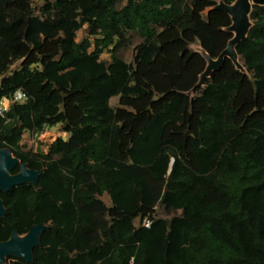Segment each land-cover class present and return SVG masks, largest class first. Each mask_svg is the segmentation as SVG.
I'll use <instances>...</instances> for the list:
<instances>
[{
	"label": "trees",
	"instance_id": "trees-1",
	"mask_svg": "<svg viewBox=\"0 0 264 264\" xmlns=\"http://www.w3.org/2000/svg\"><path fill=\"white\" fill-rule=\"evenodd\" d=\"M33 1L0 0V100L28 97L0 116V148L43 173L0 191V240L45 223L32 264H264V6L236 46L245 72L225 58L189 96L192 44L216 58L233 36L218 0H40L42 18ZM127 32L134 65L115 55ZM55 125L67 139L22 150ZM157 206L181 215L135 225Z\"/></svg>",
	"mask_w": 264,
	"mask_h": 264
},
{
	"label": "water",
	"instance_id": "water-1",
	"mask_svg": "<svg viewBox=\"0 0 264 264\" xmlns=\"http://www.w3.org/2000/svg\"><path fill=\"white\" fill-rule=\"evenodd\" d=\"M253 5L264 6V0H235L231 4L218 0V3L213 8L221 10L230 16L231 25L226 30L231 32L233 36L228 41L226 48L216 58L211 57L199 46L196 51L203 56L206 66L199 75L197 83L187 92V95L191 96L196 89L203 87L211 74L221 68L225 58L230 59L236 69L245 72V67L240 61L236 46L247 37L252 26L250 12ZM17 165H19L18 172L12 174L11 171ZM42 173L43 170L30 169L26 163H21L8 148H0V191L7 193L13 187L26 183L37 185L38 178ZM6 213L7 210L4 207L3 200L0 198V218L4 217ZM47 228L48 225L45 223H38L32 225L23 236H20L14 228L8 240L0 241V264H6L5 259L7 257L20 258L32 264L33 249L40 245V236Z\"/></svg>",
	"mask_w": 264,
	"mask_h": 264
},
{
	"label": "rangeland",
	"instance_id": "rangeland-1",
	"mask_svg": "<svg viewBox=\"0 0 264 264\" xmlns=\"http://www.w3.org/2000/svg\"><path fill=\"white\" fill-rule=\"evenodd\" d=\"M187 0H178L179 3L185 2ZM126 3V0H122L119 6H123ZM43 6L44 2L40 0H35L32 3L33 14L39 17H44L43 14ZM89 37L88 28L86 25L77 31L76 34V41L80 42L82 39ZM92 39V38H91ZM143 42V39L136 33V32H127L126 33V40L120 48L117 49L115 55L125 62L134 65V54L135 48L137 45ZM192 49L197 50L199 45L197 43L192 44ZM104 49L100 58L104 61H110V50ZM20 64V61H15L13 65L10 66V70L17 68ZM118 105V97H113L110 99V106L115 108ZM57 138L67 139V134L62 132L60 125H55L53 127H47L41 132L35 131H25L23 134V138L21 141L22 150L23 151H31L32 153H47V149L49 145L56 140ZM100 199L107 205L110 206L111 202L109 197L104 194L100 197ZM180 211L174 210H167L162 206H157L155 209V216L157 218H163L170 220L174 217L180 216ZM136 226H139L141 220L139 218L135 219L134 221ZM15 261L13 257H7L5 259L6 264H12Z\"/></svg>",
	"mask_w": 264,
	"mask_h": 264
},
{
	"label": "built area",
	"instance_id": "built-area-1",
	"mask_svg": "<svg viewBox=\"0 0 264 264\" xmlns=\"http://www.w3.org/2000/svg\"><path fill=\"white\" fill-rule=\"evenodd\" d=\"M28 101V97L22 89H17L11 97H3L0 100V116L4 117L9 111L10 106L13 104H25ZM156 217L155 213H152L151 217H145L141 221V225L145 228H149L152 224L153 218Z\"/></svg>",
	"mask_w": 264,
	"mask_h": 264
},
{
	"label": "flooded vegetation",
	"instance_id": "flooded-vegetation-1",
	"mask_svg": "<svg viewBox=\"0 0 264 264\" xmlns=\"http://www.w3.org/2000/svg\"><path fill=\"white\" fill-rule=\"evenodd\" d=\"M21 162V161H20ZM18 166V168H19V165H17ZM46 225H48V224H46ZM13 230V229H12ZM28 232V231H27ZM27 232H25V233H23V234H19L20 236H23L24 234H26ZM10 234H11V232H10ZM10 234H9V236H8V238L7 239H4V240H0V241H6V240H8L9 239V237H10Z\"/></svg>",
	"mask_w": 264,
	"mask_h": 264
}]
</instances>
